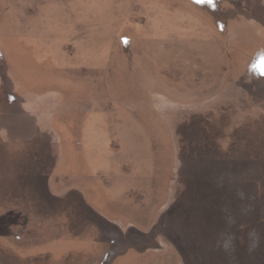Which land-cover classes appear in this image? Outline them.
I'll return each instance as SVG.
<instances>
[{"label": "rangeland", "instance_id": "rangeland-1", "mask_svg": "<svg viewBox=\"0 0 264 264\" xmlns=\"http://www.w3.org/2000/svg\"><path fill=\"white\" fill-rule=\"evenodd\" d=\"M262 73L264 0H0V138L26 147L21 129L37 118L57 205L0 201V264H101L110 250L104 264H193L198 248L204 264H226L208 245L213 190L231 189L264 226ZM20 168L1 174L19 194ZM70 197L109 224L106 239L60 213ZM248 219L223 232L227 248L264 264ZM176 226L188 259L165 235Z\"/></svg>", "mask_w": 264, "mask_h": 264}, {"label": "crops", "instance_id": "crops-1", "mask_svg": "<svg viewBox=\"0 0 264 264\" xmlns=\"http://www.w3.org/2000/svg\"><path fill=\"white\" fill-rule=\"evenodd\" d=\"M259 90L262 92L263 87L259 88L258 91ZM10 98L12 100L11 102H13L11 104H15L16 98L15 100H14V96H11ZM6 101H7V98H5L4 105H6L7 108H10V110L13 109L11 107L12 105L11 106L7 105ZM32 120H33L32 116L30 117V119L27 120L29 125L32 122ZM33 122L36 124L33 125L32 123L31 126L28 129H26V131H23V127H24L23 126L20 132V136H21L20 141H23V142L26 141L27 142L26 145L28 147L27 146L25 147L23 145L22 147H20V149L19 148L12 149L7 144V143H10L8 141L10 137L5 136L4 138H0V177H1L0 184H4L2 188L3 190L0 193V201L4 200V202H1V203H5V202H11V203L15 202L16 203L17 200H20V203L22 205H25L26 202L31 201L32 203L36 204V206H38L39 204H43V203L45 204L46 201H50V199H47L46 201L45 200L39 201L38 194L36 193V191L37 192L39 191L40 194H42L43 197H46V198L48 196V193H50L48 189V183H46V178L49 173V172L47 173L48 166L52 165V155H51V151L49 152L46 149V147H44V143H43L44 139L42 137L44 132H42L43 130L41 129L39 122L37 121V118L34 119ZM5 124L6 123L4 122V119L3 121L0 119V130L4 127ZM26 150H28V153L26 152ZM200 155H201V152H200ZM199 160L201 159L199 158ZM13 162H16L17 165L21 167L20 173L22 175L19 177V179L22 180V182L27 187L26 190L25 189L23 190L24 192H21L22 194H24V196H22L21 193L19 194V192H17V189L20 188L21 190L22 186H19L17 182H15L14 179H12L11 181H8V180L6 181L1 176V174L3 173L5 174H7L8 172L10 174L13 173L9 169L10 166L13 165ZM215 168L217 167L214 164V169ZM49 171H50V168H49ZM7 182L10 185H6ZM32 188H35V189L32 191ZM41 190L42 191L45 190V193H43ZM222 190L224 189L222 188ZM230 190L231 189L228 190L230 193H229V196L227 197L228 198L227 200L229 201V203H232L233 202L232 192ZM49 197L53 199H57V200L59 198V196L55 194L50 195Z\"/></svg>", "mask_w": 264, "mask_h": 264}, {"label": "water", "instance_id": "water-1", "mask_svg": "<svg viewBox=\"0 0 264 264\" xmlns=\"http://www.w3.org/2000/svg\"><path fill=\"white\" fill-rule=\"evenodd\" d=\"M53 166H50V171L48 174L51 173ZM203 168V167H202ZM211 169L214 170V163L212 161H209V168H206V173L204 176H210L211 174ZM204 178V177H202ZM48 181V176L46 178V183ZM216 189H219L216 191V193L214 195L217 196V200H218V208H219V214L218 217L216 218L215 221V225L214 223H212L213 227L215 226V228L217 227V231L214 233V236L212 238V242L208 245L210 246V249L212 250V253L217 252V253H221V255L223 256L226 264H244L243 259H242V255H240L241 261L238 259V257L234 256L232 257V255L229 253L228 250V245H229V241L227 239H225V237L227 236L226 234L224 235L223 232H225L227 229L229 230V232L231 233V231L234 230V228H236L238 225L244 223H247V217L246 215L248 213H246V210H238L237 211V200L234 202L236 204L229 203L225 201V197L229 196V191L228 194L224 193L222 189H220L219 187H217ZM48 192V191H47ZM216 199V198H215ZM253 203V202H252ZM254 204V203H253ZM252 207L254 208V205H252ZM243 208H246V205H243ZM240 212V213H239ZM255 212V211H254ZM239 213V214H238ZM241 215V216H239ZM250 221L251 227L253 230L252 232H258L256 234V241L251 243V250H250V255L253 257L255 262H261L264 263V255L262 252H260V247L262 250V245L264 244V226L262 227V223L259 222L258 220H254V214L253 217L250 219H248ZM222 226H227V227H222ZM170 228V227H169ZM249 228V229H250ZM247 232V231H246ZM180 230L179 227L176 226V228H170L167 229V231H165V235L167 237V239L171 240L173 242V244L175 245V248L178 249L180 251V253H182V255L186 254V259H188L189 255H191L188 252V249L190 248V244L188 243L189 237L187 236V234L184 236H182V234H179ZM190 233V232H188ZM143 237L146 238V236L142 235ZM261 238H258L260 237ZM136 237H139V235L137 234ZM211 241V240H210ZM196 249V248H195ZM242 250V249H241ZM196 251H199V248L195 250V252H192V257L194 259V262H192L193 264H204L205 261V253L204 255L202 253H198ZM244 251V250H242ZM238 254V252H237ZM232 258V259H231ZM211 262L214 263L216 261V258L214 256H212V258L210 257ZM244 260L246 261V258H244Z\"/></svg>", "mask_w": 264, "mask_h": 264}, {"label": "flooded vegetation", "instance_id": "flooded-vegetation-1", "mask_svg": "<svg viewBox=\"0 0 264 264\" xmlns=\"http://www.w3.org/2000/svg\"><path fill=\"white\" fill-rule=\"evenodd\" d=\"M8 99H7V101H6V103H7V105H9V106H11V107H13V104H11V103H13V102H11L12 100H11V98L10 97H7ZM44 134H45V132H44ZM43 134V135H44ZM28 147V146H27ZM9 148V147H8ZM28 150H26V152H27ZM49 152H50V150H48ZM203 153V152H202ZM201 160H200V162L201 161H203V163H204V161H205V157L204 156H201L200 155V157H199ZM201 165H202V163H201ZM203 166V165H202ZM204 167V166H203ZM205 168H209L208 166H207V163H206V167ZM16 181L15 182H19V180L16 178L15 179ZM20 186V185H19ZM35 188H32V191L34 190ZM31 190V189H30ZM212 190V189H211ZM217 190H219V189H215V190H213V195L216 193V191ZM36 193L38 194V200L39 201H41V200H47V199H49L48 197L46 198V197H43V195L42 194H40V192L38 191H36ZM77 196V195H76ZM214 197L217 199V196L216 195H214ZM57 199H54V201H56ZM50 203V206L48 205L49 203ZM47 206H48V208H52L53 210H56V208H57V205H56V203L54 202L53 204L51 203V201H46V203H45ZM39 205H41V204H39ZM87 206H86V204L84 203V201L82 200L81 201V199L79 200L78 198H75V197H70V198H68V201L64 204V206H62V209H61V211H60V213L61 212H63V211H65V213L69 216V214H71V216L73 217V222H74V225L73 226H75V227H80V229L81 228H86L88 225H89V223L91 222V223H95L96 224V226H97V228L101 231V234H102V238L103 239H106L107 237L105 236L106 234H107V232H106V230H110L109 229V224L104 220V219H101V218H97L93 213H92V211H90V209H88V207L86 208ZM83 208L85 209V213H82L81 214V212L83 211ZM83 214H85V215H83ZM72 222V223H73ZM71 223V224H72ZM115 229V228H114ZM118 234H119V232H118ZM120 235H118V237H119ZM124 238L125 239H128L129 241H132V239L133 238H136V236H137V234H135L132 230H129L127 233H125L124 235ZM121 240V239H120ZM113 241H116V242H119L118 240H113ZM112 241V242H113ZM112 253H111V250L108 252V253H106L105 254V256H104V262H109L108 260L112 257ZM104 262H102L101 264H104Z\"/></svg>", "mask_w": 264, "mask_h": 264}, {"label": "clouds", "instance_id": "clouds-1", "mask_svg": "<svg viewBox=\"0 0 264 264\" xmlns=\"http://www.w3.org/2000/svg\"><path fill=\"white\" fill-rule=\"evenodd\" d=\"M262 74H264V73H262Z\"/></svg>", "mask_w": 264, "mask_h": 264}, {"label": "trees", "instance_id": "trees-1", "mask_svg": "<svg viewBox=\"0 0 264 264\" xmlns=\"http://www.w3.org/2000/svg\"><path fill=\"white\" fill-rule=\"evenodd\" d=\"M16 176V175H15Z\"/></svg>", "mask_w": 264, "mask_h": 264}]
</instances>
